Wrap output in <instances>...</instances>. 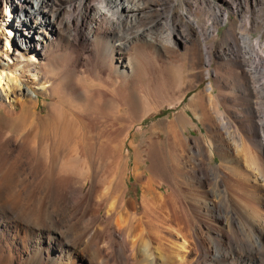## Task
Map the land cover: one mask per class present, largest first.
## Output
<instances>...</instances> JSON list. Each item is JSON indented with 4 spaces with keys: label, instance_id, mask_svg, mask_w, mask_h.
Listing matches in <instances>:
<instances>
[{
    "label": "bare ground",
    "instance_id": "obj_1",
    "mask_svg": "<svg viewBox=\"0 0 264 264\" xmlns=\"http://www.w3.org/2000/svg\"><path fill=\"white\" fill-rule=\"evenodd\" d=\"M94 1L0 0V113L18 127L0 126V264H264V124L249 98L264 92V49L231 17L249 30L264 0H202L205 27L191 0ZM205 78L146 130L166 137L150 142L149 171L131 166L138 214L124 189L126 144L141 145L131 128ZM39 95L51 96L44 113ZM238 102L237 125L222 121ZM186 109L203 127L193 146Z\"/></svg>",
    "mask_w": 264,
    "mask_h": 264
},
{
    "label": "rangeland",
    "instance_id": "obj_2",
    "mask_svg": "<svg viewBox=\"0 0 264 264\" xmlns=\"http://www.w3.org/2000/svg\"><path fill=\"white\" fill-rule=\"evenodd\" d=\"M191 1H193L194 3H195V6H196V10H197V19H198V21L200 22V24L202 25V27H205V25L207 24V21H208V19H209V14H210V11H211V9L209 8V6H208V3L207 2H205V1H207V0H205V1H202V0H191ZM244 1V3L247 5V7L249 8V9H253V6H254V4H258L257 6H260L261 4L259 3V0H243ZM95 1L93 0H91V4H93ZM203 2V3H202ZM214 2L217 4H220L219 3V0H214ZM183 5V4H182ZM181 5V6H182ZM222 7H225V5L224 4H222L221 5ZM252 7V8H251ZM187 14L188 15H190V16H195L196 17V15H194V14H189V12H187ZM257 14H258V16H257ZM260 14V15H259ZM252 15H254L255 17H253L252 19L254 20V21H256L257 19V21H256V26H254V25H251L249 28V30H248V28H246L245 26H244V17H239L238 15L236 16V15H234V14H231V17H233L234 19H235V21H236V25H237V29L239 30V31H242V33H245V34H248L249 35V37H250V40H251V42H252V44H254V42H255V40H256V38H259L260 40V45H262V47H263V49H264V33L262 32V27H264L263 25H264V13H260V12H257L256 11V15H255V11L254 12H252ZM235 16V17H234ZM238 17V18H237ZM259 17V18H258ZM240 18V19H239ZM256 18V19H255ZM239 22L242 24H239ZM262 22V23H261ZM238 23V24H237ZM258 23H260V24H258ZM241 25V26H240ZM259 25V26H258ZM227 26H228V23H223V22H219V23H217V32H218V38L219 39H221V38H224L225 37V35H226V31H227ZM244 26V27H243ZM254 26V27H253ZM258 26V28H256ZM240 27V28H239ZM242 28H243V30H242ZM254 29V30H253ZM10 30V29H9ZM248 30V31H247ZM9 33V32H8ZM262 34V35H261ZM216 44H217V42H216ZM62 59V60H61ZM140 59H141V61L143 62V63H148V62H150L151 61V56L149 55V53L148 52H146V51H142L141 53H140ZM53 61L54 62H56L57 63V65H59V63H62V61H63V58H62V56L60 55V54H56L55 56H54V58H53ZM214 66V65H213ZM264 69V68H263ZM211 78H213V77H211ZM209 81V78H205V79H202L196 86H194L193 88H191V89H189L188 90V92L182 97V99H180L179 101H175L173 104H172V106H170V105H168V103L165 101L164 103H163V105L160 107V109L157 111V112H151L150 114H148L141 122H139V123H135L134 124V126L131 128V133H135V142H136V144H141L140 146H134V145H129L128 143L126 144V150L128 149L129 150V155H128V163H127V170H126V176H125V180H124V189H125V191H126V198H128V199H132L133 201H134V203H135V205L138 207V210H137V212H138V214H140L141 213V211H142V209H141V207H140V194H141V183H142V178L140 177V176H138V175H135L133 172H132V170H131V166H132V164H134V163H138L139 164V168L140 169H142V170H147V171H149V166H150V162H149V154H150V142H152V140H161V139H165V137H166V135L165 134H163V133H159V134H156V135H154V136H152L151 137V139H148V137L150 136V133L149 132H147L146 130H148L149 129V127L150 126H152V125H154L155 123H157L158 121H160L161 119H172V118H174V116H175V114L176 113H178V112H180L181 110H182V107H184L185 106V104L186 103H188V101H189V96L191 95V94H194V93H197V92H199V91H201L205 86H206V84H207V82ZM240 88H238L237 89V93L240 95L241 94V92H243L242 91V89L241 90H239ZM214 90V92L216 91V89H213ZM239 91V92H238ZM262 93V94H261ZM259 92V94L258 93H253V94H256V95H260V97L259 96H255V95H253L252 94V96H249V98L252 100V101H256L257 102V100H258V98H259V100H258V102L257 103H259V104H257L256 103V107H257V120H258V122L259 121H261L262 120V122H263V124H264V92ZM40 97H39V105H38V113H44L45 111H46V108H47V104L46 103H43V100H48V99H50V97L51 96H45V95H39ZM46 97V98H45ZM254 98V99H253ZM241 97H240V99H239V101H241ZM257 99V100H256ZM240 104H241V102H238V104H236V106L234 105V106H232V107H230V112L232 113L231 115L229 114V113H227V115H226V113H224V119L222 120V121H226V123H228V119H229V121H230V119H232V121H231V124H233V125H237V123L236 122H234L235 120H233L234 119V111L235 112H240L241 110H240V108H241V106H240ZM232 108V109H231ZM235 110H234V109ZM238 108V109H237ZM237 110V111H236ZM186 111H187V116L189 117V119H190V121H191V125H193V128H190V130L188 131H186V134L188 135V141H189V144L191 145V146H193V141H192V139H191V136L192 135H194V136H196V135H200V129H199V125H200V127H201V123L198 121V119L195 117V116H193L192 115V113H191V111L189 110V109H186ZM122 112H124V110H122ZM228 114L230 115L229 117H228ZM228 117V118H227ZM7 118L3 115V113L1 112L0 113V126H1V128L4 130V131H9V130H11V131H14V132H17L18 131V127H16L17 125H13V124H11V123H9V121H8V119L6 120ZM227 119V120H226ZM234 122V123H233ZM139 125V126H138ZM198 125V126H197ZM201 129L203 130V127H201ZM243 134H241V138H242V140H243V138H244V143H246V142H248L247 141V139L245 138V136L243 135ZM227 136H229V135H227ZM236 140H238L237 142H239V138L237 139L236 138ZM246 144H248V143H246ZM135 148L137 149V151H139L138 153H140L139 154V158H138V153H137V151H135ZM134 151L136 152V153H134ZM148 151H149V153H148ZM258 154H260L259 152H258ZM134 157V158H133ZM135 157H136V159H135ZM139 161V162H138ZM144 161H146V162H144ZM210 161H211V164L213 165V166H216L217 164H218V162L220 161V158H219V156H218V154L215 152V151H213V153H212V156L210 157ZM238 163V167L240 168V169H242V170H246V169H250V167H251V169L250 170H253V172L255 171V173L257 172V169H255L254 170V168H252V165L253 164H251V163H249L247 160H241V162H236V164ZM249 163V164H248ZM247 164V165H246ZM223 169V171L225 170V167H223L222 168ZM102 172V171H101ZM132 172V173H131ZM110 173H112L111 171H108V174H110ZM109 176H113V173L112 174H110V175H108V178L106 177V179H107V183H106V180L104 179L103 181H102V183H101V185L102 184H104L105 185V188H107V185H108V179L110 178ZM137 176V177H136ZM155 178V180L156 181H154L155 183H162L163 185H162V188H161V190H163V191H165V187H166V185H165V183H163V181L158 177V176H156V175H154L153 176V179ZM252 179H253V177H252ZM140 180V181H139ZM159 180H161V181H159ZM257 182V181H256ZM208 183V184H207ZM258 183H260V182H258ZM89 184V182L87 181L86 182V184L84 185V187L83 188H86V186ZM193 183H189L188 184V186L190 185L191 187L193 186L194 188H196V187H198L196 184L197 183H194L193 185H192ZM262 185H263V187H264V184H263V182L261 183ZM210 185V186H209ZM253 184H249V187H253L252 186ZM103 186V185H102ZM153 186H154V188H156V185L155 184H153ZM189 186V187H190ZM196 186V187H195ZM213 187V185H212V183H209V182H206L201 188L202 189H206L207 191H208V189H209V187ZM233 186L234 185H232L231 187H230V189H232L231 191L233 192V193H235L234 192V190H233ZM104 187V186H103ZM192 187V188H193ZM105 188H102V187H100V190L102 191V189L103 190H105ZM200 188V189H201ZM198 189H199V187H198ZM102 193V192H101ZM211 194H209V195H207L206 197H203L202 195H201V193L199 194V195H197V197L199 198V199H201V198H206V199H209L211 196H210ZM202 196V197H201ZM245 200V199H244ZM52 201V200H51ZM249 202V201H248ZM156 203H159V201H156ZM259 208H261V209H264V207L263 206H261L260 205V207ZM260 209V212L262 211ZM102 212H103V210H102ZM153 214H155V213H153ZM260 216H262L263 218H264V210L260 213V215H258V218H260ZM262 217L260 218L261 220H263L264 221V219H262ZM212 221H214V220H212ZM215 222V221H214ZM152 226V225H151ZM149 230V232H150V229L152 230V227L150 228H148Z\"/></svg>",
    "mask_w": 264,
    "mask_h": 264
}]
</instances>
